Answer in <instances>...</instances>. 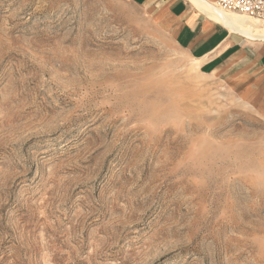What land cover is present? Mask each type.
Masks as SVG:
<instances>
[{"label":"rangeland","instance_id":"obj_1","mask_svg":"<svg viewBox=\"0 0 264 264\" xmlns=\"http://www.w3.org/2000/svg\"><path fill=\"white\" fill-rule=\"evenodd\" d=\"M197 66L133 0H0V264H264V118Z\"/></svg>","mask_w":264,"mask_h":264},{"label":"crops","instance_id":"obj_2","mask_svg":"<svg viewBox=\"0 0 264 264\" xmlns=\"http://www.w3.org/2000/svg\"><path fill=\"white\" fill-rule=\"evenodd\" d=\"M133 1L160 14L177 45L199 64L200 71L231 83L264 118V41L252 40L223 15L218 21L201 4L218 8L219 0Z\"/></svg>","mask_w":264,"mask_h":264},{"label":"bare ground","instance_id":"obj_3","mask_svg":"<svg viewBox=\"0 0 264 264\" xmlns=\"http://www.w3.org/2000/svg\"><path fill=\"white\" fill-rule=\"evenodd\" d=\"M202 7L207 11L208 14L217 18L218 21L222 22L221 16L223 15L226 18V21H230L236 29L248 35V37L264 41V26L257 21L250 20L246 17L240 15H232L229 12H226L220 7H213L207 5L206 3H201ZM199 68V64L197 66Z\"/></svg>","mask_w":264,"mask_h":264},{"label":"built area","instance_id":"obj_4","mask_svg":"<svg viewBox=\"0 0 264 264\" xmlns=\"http://www.w3.org/2000/svg\"><path fill=\"white\" fill-rule=\"evenodd\" d=\"M217 5L226 12L264 24V0H219Z\"/></svg>","mask_w":264,"mask_h":264}]
</instances>
